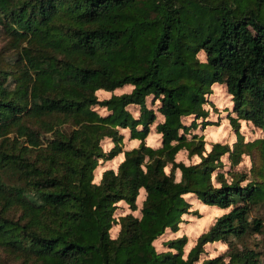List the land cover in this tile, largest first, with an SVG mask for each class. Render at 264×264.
Segmentation results:
<instances>
[{"label":"trees","instance_id":"1","mask_svg":"<svg viewBox=\"0 0 264 264\" xmlns=\"http://www.w3.org/2000/svg\"><path fill=\"white\" fill-rule=\"evenodd\" d=\"M1 39L0 264H264L261 244L244 241L264 234V218H251L264 205V0H0ZM215 83L232 95L233 127L251 121L262 137L208 150L190 136ZM155 123L158 147L147 142ZM124 129L138 146L124 149ZM181 150L200 160L177 162ZM244 154L251 168L234 170ZM189 194L229 211L187 254L186 235L158 251L197 213ZM122 201L132 212L117 216ZM216 241L227 252L201 261Z\"/></svg>","mask_w":264,"mask_h":264},{"label":"rangeland","instance_id":"2","mask_svg":"<svg viewBox=\"0 0 264 264\" xmlns=\"http://www.w3.org/2000/svg\"><path fill=\"white\" fill-rule=\"evenodd\" d=\"M5 40H0V51L4 47ZM200 58L204 60L205 56L203 52L200 53ZM132 86H125L123 88L116 89L113 92H109L106 90H99L98 96L101 99H106L111 97L112 94H122L125 92H130L132 90ZM211 102L207 104V108L210 109V115L208 117V121L205 123L203 120V126H195L192 130H190V136L192 134L204 135L206 140V148L208 150L211 149L212 144L215 142L228 143L232 145L237 139L238 135L241 134L245 141H253L257 138L263 136L262 129L255 125L253 122L238 119L240 127L236 129L232 125L231 116L236 117L237 113L234 112V102L232 100V95L229 93L225 84L215 83L213 85V93L209 96ZM149 106L154 109L158 108L159 102H157L154 106L151 105V101H148ZM130 110L133 112L135 116H138L140 111L138 107L132 106ZM101 113H104V109H99ZM164 119L163 115L158 112L157 113V121L156 123L162 121ZM190 119H188L189 121ZM152 126V131L147 137L148 144L158 147L161 145V135L156 132L155 125ZM122 132L125 134L124 141V149H131L133 147L138 146L139 139H131L130 130L124 129ZM103 146L105 150H109L113 147V141L110 138H106L103 140ZM123 159V155L120 154L116 156L112 160H107L102 162V171L109 168L117 169L121 160ZM224 162L226 164L225 169H230V160L228 155L224 156ZM177 162H185L186 164L198 162L200 158L196 155H189L187 150H181L176 155ZM251 157L250 155L244 154L242 160L237 164L234 170H247L251 168ZM170 170V166L167 168ZM102 171L100 175L97 176V172L95 173V180L97 182L100 181ZM228 172V171H227ZM226 172V175L229 174ZM176 178L180 180L181 172L180 170L176 171ZM146 197L145 189H141L140 194L137 199L138 210L134 211L133 214L136 216H141V207ZM187 199L192 203L191 210L197 211V213H186L183 218L184 221L180 224L178 229H168L161 237L155 240V246L158 251H167L171 248L167 245V242L171 239L181 237L186 235L188 238V242L184 247L185 253L187 254L190 249L196 244L198 237L206 230H208L215 222V220L223 213L229 211L220 209L216 206L211 205H202V202L192 194L187 195ZM221 211V212H220ZM132 212L129 205L122 201L119 203V208L117 210V216L125 215L127 213ZM264 218V205H258L254 208L251 213V218ZM201 221L204 222V226L201 225ZM112 234L116 236L118 234V227L115 226L112 229ZM245 243L254 247L256 243L261 244V248H264V234H249L244 239ZM228 250V244L223 241H216L207 243L205 246V252L201 255V261L209 257H216L222 254H225Z\"/></svg>","mask_w":264,"mask_h":264}]
</instances>
